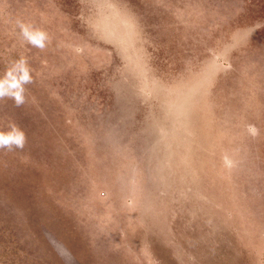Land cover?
<instances>
[{"label":"rangeland","instance_id":"374dc122","mask_svg":"<svg viewBox=\"0 0 264 264\" xmlns=\"http://www.w3.org/2000/svg\"><path fill=\"white\" fill-rule=\"evenodd\" d=\"M50 1L45 18L81 62L49 76L41 102L68 117L43 135L34 104L4 100L36 160L12 168L0 156V264L98 260L56 188L76 176L83 216L121 226L116 247L139 259L123 239L125 227L141 232V264H163L149 235L181 264H264V0ZM9 41L0 76L21 57L36 75L46 61L35 47ZM69 125L82 157L63 143L57 159L47 137Z\"/></svg>","mask_w":264,"mask_h":264},{"label":"water","instance_id":"95a60500","mask_svg":"<svg viewBox=\"0 0 264 264\" xmlns=\"http://www.w3.org/2000/svg\"><path fill=\"white\" fill-rule=\"evenodd\" d=\"M5 2L6 19L0 17V42L7 46L8 39L10 43H18L22 46L28 44L24 42L23 37L20 35V29L18 22H23L28 25H32L35 28L42 29L47 32L50 37V42L44 50L35 48V52L40 55L42 60L46 62L40 64L38 67V73L34 75V83L27 86V102L24 104L29 108L30 104H34L36 109L35 117L44 118L45 121H39L36 131L43 135L44 131H47L49 124L62 122L67 119V112L64 109L57 106L55 102H50V105L46 106L41 102V96L44 92L48 91L49 87L53 86L49 76L52 73H61V71L67 68H73L77 71V65L81 62L78 56L66 52L59 43L60 32L58 30L59 22L57 19L45 18V15H54L55 11L52 2L50 0H3ZM64 23L63 21H61ZM80 39V38H79ZM88 53V50H87ZM34 99V102H32ZM7 103V102H6ZM6 104L4 100H0V131H7L11 125L9 121V112L5 110ZM49 122V123H48ZM24 131V129H22ZM40 134L36 136L35 145L40 148L43 144V139ZM55 139L59 141L58 146L53 149L54 157L57 159L63 158L64 151L63 143L67 144V148L72 150V153L79 152V143L81 140V133L77 131L73 126L69 125L60 129L57 134H54L50 130L47 142H55ZM61 140H63L61 142ZM7 154L8 162L13 168L15 160L30 158L36 160L35 157H31L27 154L26 147L19 152L15 157V152L0 150L1 154ZM66 160V159H65ZM17 161V160H16ZM72 159L68 157L65 161L66 167L75 173L72 166ZM63 191L62 201H66L70 209L73 210L70 214V220L72 223L79 226V233L83 235L84 242L89 246L93 253H98V260H94L93 264H141L144 261V256L141 251L139 239L143 237L141 232L133 233L132 229L125 227V237L123 241L125 244L131 246L133 251L138 255L139 259H135L133 255H129L124 250L116 247V242L120 233L121 226L119 224L103 223L99 216L96 215L94 209L89 210L87 216H83L81 207L84 199V191L82 189V181L76 176L70 178L68 182H64L56 187ZM59 203V202H58ZM17 208H20L19 218L27 220V211L19 201L15 203ZM126 220L125 216L122 215ZM86 218V220H85ZM81 221L84 223H81ZM86 222V223H85ZM101 225V229L99 226ZM147 240L150 243L149 254L151 258L158 259L163 264H181L177 262L169 251L161 246L154 236L149 235ZM227 248V247H225ZM230 250V249H229Z\"/></svg>","mask_w":264,"mask_h":264},{"label":"clouds","instance_id":"9594fccd","mask_svg":"<svg viewBox=\"0 0 264 264\" xmlns=\"http://www.w3.org/2000/svg\"><path fill=\"white\" fill-rule=\"evenodd\" d=\"M18 26L25 43L40 50L47 47L50 37L46 31L23 22H18ZM34 82L27 59L19 58L0 76V100L10 99L16 107H22L27 102V86ZM26 143V133L14 124L7 131H0V150H23Z\"/></svg>","mask_w":264,"mask_h":264}]
</instances>
